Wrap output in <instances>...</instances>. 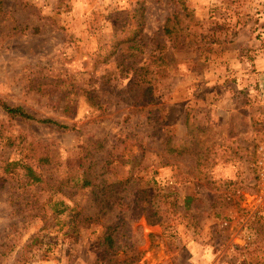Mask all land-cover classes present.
I'll use <instances>...</instances> for the list:
<instances>
[{"label": "rangeland", "instance_id": "obj_1", "mask_svg": "<svg viewBox=\"0 0 264 264\" xmlns=\"http://www.w3.org/2000/svg\"><path fill=\"white\" fill-rule=\"evenodd\" d=\"M263 28L264 0H0V264H264Z\"/></svg>", "mask_w": 264, "mask_h": 264}, {"label": "trees", "instance_id": "obj_2", "mask_svg": "<svg viewBox=\"0 0 264 264\" xmlns=\"http://www.w3.org/2000/svg\"><path fill=\"white\" fill-rule=\"evenodd\" d=\"M170 22H172V19L167 20L166 29H165L167 34H171L172 32L169 26ZM2 107L7 112V114L11 117H18L20 119L27 120V121L30 120V121H36V122L45 123V124H52L60 128H65V129L68 128L67 126L61 125L58 122L51 120V119H38L35 116L29 114L24 108L20 106L13 107L5 103H2ZM90 184L91 182L87 178L83 179L82 186H89ZM148 220L150 222L151 219L149 218ZM105 240L109 244L108 247L113 246L114 241L110 234L106 235Z\"/></svg>", "mask_w": 264, "mask_h": 264}, {"label": "built area", "instance_id": "obj_3", "mask_svg": "<svg viewBox=\"0 0 264 264\" xmlns=\"http://www.w3.org/2000/svg\"><path fill=\"white\" fill-rule=\"evenodd\" d=\"M252 168L255 173L256 182L260 189V197L259 202L264 209V137L259 141L258 145L255 147L253 151V161H252ZM264 214V210L263 213ZM226 226V225H225ZM254 236L247 235L246 240L252 241Z\"/></svg>", "mask_w": 264, "mask_h": 264}, {"label": "crops", "instance_id": "obj_4", "mask_svg": "<svg viewBox=\"0 0 264 264\" xmlns=\"http://www.w3.org/2000/svg\"><path fill=\"white\" fill-rule=\"evenodd\" d=\"M261 30H262L261 35L263 37H261L260 40L254 39V40L248 41L249 42L248 44H249L250 47H254L255 48L257 46H260L261 43L263 42L261 40L262 39L264 40V28L261 29ZM255 57L257 58V60H255L256 63L261 62V61L264 62V47H263V49L256 50Z\"/></svg>", "mask_w": 264, "mask_h": 264}]
</instances>
